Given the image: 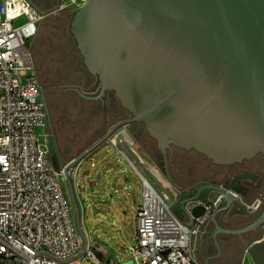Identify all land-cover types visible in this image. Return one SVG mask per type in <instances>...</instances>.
Returning a JSON list of instances; mask_svg holds the SVG:
<instances>
[{
    "label": "water",
    "instance_id": "obj_1",
    "mask_svg": "<svg viewBox=\"0 0 264 264\" xmlns=\"http://www.w3.org/2000/svg\"><path fill=\"white\" fill-rule=\"evenodd\" d=\"M71 30L100 96L114 92L132 116L88 151L126 124L141 122L157 141L170 182L172 147L220 165L264 156V0H89L74 11ZM51 158L60 170L58 154ZM175 186L182 194L172 208L182 220L187 215L189 225L207 213L214 193L223 195L200 231L205 264L221 254V232L243 234L264 225V204L241 229L221 219L240 203L239 186L201 183L191 192ZM263 249L264 235L249 248L256 264H264Z\"/></svg>",
    "mask_w": 264,
    "mask_h": 264
},
{
    "label": "built area",
    "instance_id": "obj_2",
    "mask_svg": "<svg viewBox=\"0 0 264 264\" xmlns=\"http://www.w3.org/2000/svg\"><path fill=\"white\" fill-rule=\"evenodd\" d=\"M88 1L66 0L61 9L76 10ZM50 13L32 0H0V264H31L33 258L32 264H112L90 241L85 246L63 183L70 168H55L48 143L38 133L47 125V109L40 100L42 88L30 73L28 41ZM126 132L120 128L108 142L135 169L142 186V200L132 208L137 244L129 246L131 264H202L193 242L223 195L187 224L174 212L172 195L136 157ZM263 204L260 195L246 208L255 213Z\"/></svg>",
    "mask_w": 264,
    "mask_h": 264
},
{
    "label": "crops",
    "instance_id": "obj_3",
    "mask_svg": "<svg viewBox=\"0 0 264 264\" xmlns=\"http://www.w3.org/2000/svg\"><path fill=\"white\" fill-rule=\"evenodd\" d=\"M59 3L60 0L54 3L57 4L56 6L48 10L51 13L40 21L37 34L28 41V48L33 58V68L30 73L34 74L42 88L40 100L45 104L47 109V125L43 132L50 139L47 143L51 152L58 154L59 162L62 166L70 163L75 158L81 157V160L78 162L81 166L98 149L110 143L105 141L93 150H88L117 123L131 118V114L129 112H118L121 103L119 99L115 100L112 98L108 92L103 97L100 96L101 88L97 78L89 72L84 62L78 42L71 30V25L70 30H64L61 27H56L54 20H52L53 15L62 13L63 11H70L72 13L71 20L73 18L75 9L58 8ZM34 4L39 9L46 11L47 9H44L42 6L53 3L45 0H34ZM67 16L64 17L67 18ZM97 87L99 88L98 93L95 91ZM80 99L91 102L101 101L103 109L102 118L98 121L94 117H82L79 113L80 111L76 108L78 105L74 103L75 100L78 101ZM69 108H71L72 112L78 113H74L71 116L67 112ZM122 129L129 130L131 134H135L132 130V123L126 124ZM176 168L178 169L176 170L178 173L179 170L182 171L180 166ZM154 173L162 181L157 171ZM178 173L176 177L180 182L183 184L189 182L183 189L188 192L193 191V187L198 184L209 183L214 180L202 171H197L195 176L191 177L184 170L181 174ZM127 179L130 178L127 177ZM221 181L223 182V179ZM138 183V188H134L133 186V189L126 197L131 208L142 200L140 179ZM243 184L247 189L239 196L240 203L233 205L221 216L223 221L228 224L231 223L232 226L238 229L250 224L259 213L249 212L246 209V203L252 202L260 195L264 196V183L261 187H257L256 181L252 180L244 181ZM81 189V194L85 197L86 202L88 200L99 202V200L92 199V197L94 195L99 197L102 193L95 194L93 192L91 194V192L86 193L82 187ZM173 191L174 205L179 201L182 191L178 188H175ZM106 194L108 195L107 192ZM218 195V193H214L212 200H215ZM102 196H105V194ZM95 211L99 212L96 208ZM183 216L184 221H190L187 215ZM200 231L194 239L193 247L198 261L205 264L199 246ZM263 235L264 225L243 234L221 232L217 236L221 254L209 258L210 264H256L249 252V248L253 243L261 239ZM100 246L109 251L111 256L114 253L105 243L100 244ZM105 250L99 251L105 255Z\"/></svg>",
    "mask_w": 264,
    "mask_h": 264
},
{
    "label": "rangeland",
    "instance_id": "obj_4",
    "mask_svg": "<svg viewBox=\"0 0 264 264\" xmlns=\"http://www.w3.org/2000/svg\"><path fill=\"white\" fill-rule=\"evenodd\" d=\"M32 1L34 2V0ZM56 5L53 3L42 7L48 11ZM71 14L70 11H63L53 15L52 20H54L56 27L70 30ZM64 16H67V18ZM98 90L99 88L97 87L95 91L98 92ZM74 103L78 105L76 108L80 111L79 113L82 117H94L98 121L102 118L101 101L91 102L80 99L78 101L75 100ZM67 112L71 116L74 113H78L72 112L71 108ZM43 130V128H38L40 140L42 143L44 141L49 142L50 139ZM127 132L125 134L126 138L133 139L136 157H141L151 170L153 169L152 174L159 180L154 173L157 171L160 178H162V181L159 180L160 184L173 196V190L176 187L169 182L165 174L163 157L160 155L161 152L157 141L150 136L147 129L143 131V135L139 139L135 134H131L129 130ZM130 158L135 162V158L132 156ZM137 176L135 169L126 158L119 155L118 149L108 144L98 149L81 166L80 163L71 166L70 172L63 179L82 240L84 242L90 241L98 250H105V248L100 246V244L105 243L108 248L114 251L111 256L109 251L105 250V256L112 264H131L132 253L129 246L137 244L135 216L126 198L133 186L138 188L139 176ZM127 177L130 179H127ZM81 187L86 193H102L99 197L96 195L92 197V199L99 200V202L92 200L86 202L85 197L81 194ZM103 194L105 196H102ZM95 208L99 212L95 211ZM133 262L135 263L134 259ZM82 264L94 263L83 262Z\"/></svg>",
    "mask_w": 264,
    "mask_h": 264
},
{
    "label": "flooded vegetation",
    "instance_id": "obj_5",
    "mask_svg": "<svg viewBox=\"0 0 264 264\" xmlns=\"http://www.w3.org/2000/svg\"><path fill=\"white\" fill-rule=\"evenodd\" d=\"M51 3H55L58 0H45ZM49 5V4H48ZM99 92V91H98ZM97 92V93H98ZM109 95L118 100L116 94L112 91L108 92ZM118 112H129L120 104V110ZM132 117V116H131ZM132 123V130L135 133L137 138H141L143 135V131L146 129L144 124L141 122H131ZM161 152V151H160ZM161 157H163L162 153H160ZM168 158H169V165H170V175L173 182L182 187L184 189L185 185L188 183H182L177 179V171L176 167L180 166L181 170L185 171L190 177L195 176L196 172H204L209 177L213 178L214 180L209 182H215L217 186H223L227 188H233L235 186H239L242 189L243 193L246 191V187L243 186L244 181H256L258 184L257 187L263 186L264 183V156L257 155L250 160H245L242 163H236L231 165H220L214 163L211 159L206 157L204 154H201L195 150H185L180 149L178 147H172V149L168 150ZM163 164L165 167V163L163 160ZM177 165V166H176ZM201 169V170H200ZM164 170V169H163ZM165 171V170H164ZM182 171L179 170L178 174H181ZM245 175H252L253 177L244 178L241 181H235L238 177ZM223 179V182L220 180ZM170 182V180H169ZM173 182H170L175 186ZM176 187V186H175ZM258 232V230H256ZM264 254V249H263Z\"/></svg>",
    "mask_w": 264,
    "mask_h": 264
}]
</instances>
